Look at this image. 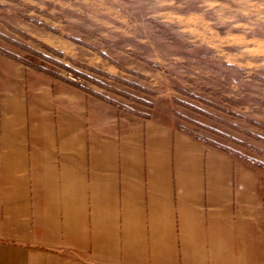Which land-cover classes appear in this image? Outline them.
I'll return each instance as SVG.
<instances>
[{
	"label": "crops",
	"instance_id": "0c3cea01",
	"mask_svg": "<svg viewBox=\"0 0 264 264\" xmlns=\"http://www.w3.org/2000/svg\"><path fill=\"white\" fill-rule=\"evenodd\" d=\"M0 251L26 264H264V179L170 124L8 72Z\"/></svg>",
	"mask_w": 264,
	"mask_h": 264
},
{
	"label": "rangeland",
	"instance_id": "374dc122",
	"mask_svg": "<svg viewBox=\"0 0 264 264\" xmlns=\"http://www.w3.org/2000/svg\"><path fill=\"white\" fill-rule=\"evenodd\" d=\"M23 70L170 124L264 179V0H0V75ZM11 258L26 264L0 251Z\"/></svg>",
	"mask_w": 264,
	"mask_h": 264
},
{
	"label": "trees",
	"instance_id": "16d2710c",
	"mask_svg": "<svg viewBox=\"0 0 264 264\" xmlns=\"http://www.w3.org/2000/svg\"><path fill=\"white\" fill-rule=\"evenodd\" d=\"M68 69V68H67ZM69 71H73V70H71V69H68ZM75 73V72H74ZM78 75H80L79 73H78ZM55 77H57L58 79H60V80H62V81H64V82H66V83H68V84H71V85H73V86H75V87H77V88H80V89H83L82 88V86H80L78 83H76V82H74V81H72V80H69V79H67V78H65V77H63V76H60V75H56Z\"/></svg>",
	"mask_w": 264,
	"mask_h": 264
}]
</instances>
